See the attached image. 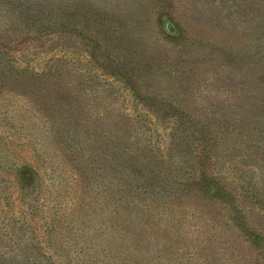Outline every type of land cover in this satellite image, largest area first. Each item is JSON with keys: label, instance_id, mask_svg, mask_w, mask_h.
<instances>
[{"label": "rangeland", "instance_id": "obj_1", "mask_svg": "<svg viewBox=\"0 0 264 264\" xmlns=\"http://www.w3.org/2000/svg\"><path fill=\"white\" fill-rule=\"evenodd\" d=\"M67 1L0 0V264H264V0Z\"/></svg>", "mask_w": 264, "mask_h": 264}, {"label": "trees", "instance_id": "obj_2", "mask_svg": "<svg viewBox=\"0 0 264 264\" xmlns=\"http://www.w3.org/2000/svg\"><path fill=\"white\" fill-rule=\"evenodd\" d=\"M53 1H55V0H53ZM82 0H68L67 1V3L68 2H73L71 5H68L67 3H65V8H70V7H75V6H77V4H79L80 2H81ZM57 29H59V28H57ZM62 29H64V27L62 28Z\"/></svg>", "mask_w": 264, "mask_h": 264}]
</instances>
